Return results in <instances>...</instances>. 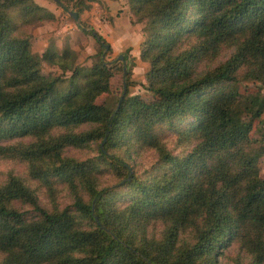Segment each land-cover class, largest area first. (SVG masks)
<instances>
[{"label":"trees","instance_id":"16d2710c","mask_svg":"<svg viewBox=\"0 0 264 264\" xmlns=\"http://www.w3.org/2000/svg\"><path fill=\"white\" fill-rule=\"evenodd\" d=\"M127 3L150 98L125 91L110 105L112 64L30 51L24 26L50 14L0 0V157L25 163L0 181V264H264V143L249 135L264 110V0ZM42 59L69 74L41 73ZM145 150L155 158L136 171Z\"/></svg>","mask_w":264,"mask_h":264},{"label":"rangeland","instance_id":"374dc122","mask_svg":"<svg viewBox=\"0 0 264 264\" xmlns=\"http://www.w3.org/2000/svg\"><path fill=\"white\" fill-rule=\"evenodd\" d=\"M33 1L50 15L41 18L35 17L24 26V32L28 35L30 51L40 54L45 49H50L60 53L66 49L70 54L71 65L81 68L88 67L97 57H102L104 61L114 66L110 93L100 97L110 105L121 98L122 91L123 94L127 91L129 94H139L144 99L150 98L144 78L148 63L139 56L140 44L144 37L143 23L135 19L128 7L127 0ZM70 11L75 12V17L70 14ZM94 34L99 38H96ZM104 43L108 44L106 48ZM227 52L225 51L222 57H225ZM118 54H121V58L117 57ZM119 66L125 68L124 73ZM40 71L43 74L59 77L69 74L68 70L50 63L46 59L40 61ZM256 85H258L257 82L242 81L239 89L251 90ZM261 90L264 92V86L261 87ZM254 125L257 126L250 130L249 135L253 139L259 138L264 143V110L260 117L254 120ZM166 142L172 148L173 137L169 136ZM64 153L78 158L90 156L95 153V145L85 149L66 147ZM134 158V167L136 171H140V169H146L155 157L152 150H145L134 155ZM257 162L260 174L264 175V153ZM9 171L24 174L25 163L0 157V181ZM30 181L36 188L39 199L44 204L50 205L45 188L34 180ZM114 181L113 175L104 173L102 184L111 185ZM51 193L59 206L68 203V193L62 185L58 184L55 192ZM224 252L226 255L234 254L235 246L230 245ZM225 261H227L226 257Z\"/></svg>","mask_w":264,"mask_h":264},{"label":"water","instance_id":"95a60500","mask_svg":"<svg viewBox=\"0 0 264 264\" xmlns=\"http://www.w3.org/2000/svg\"><path fill=\"white\" fill-rule=\"evenodd\" d=\"M70 14H71L73 17H75V12L70 11ZM103 45H104L105 48L108 46V44H106V43H104ZM117 57H118V58H121V54H118ZM124 69H125V68L123 67V73H124ZM122 94H123V91H122L120 97L122 96Z\"/></svg>","mask_w":264,"mask_h":264}]
</instances>
